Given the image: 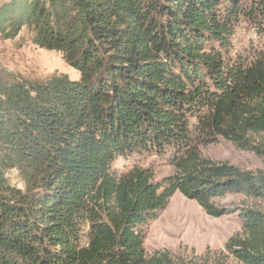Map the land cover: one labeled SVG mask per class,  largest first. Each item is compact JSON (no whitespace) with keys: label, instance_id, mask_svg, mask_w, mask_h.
Listing matches in <instances>:
<instances>
[{"label":"trees","instance_id":"1","mask_svg":"<svg viewBox=\"0 0 264 264\" xmlns=\"http://www.w3.org/2000/svg\"><path fill=\"white\" fill-rule=\"evenodd\" d=\"M244 19L264 38V0L0 7L2 39L25 30L79 74L0 75V264H209L144 249L140 227L175 192L208 217L238 212L241 230L225 250L238 264H264V173L205 158L198 147L220 137L264 158V48H233ZM149 154L167 157L175 173L154 181L147 168L115 171L118 158ZM228 194L255 207L213 202Z\"/></svg>","mask_w":264,"mask_h":264},{"label":"rangeland","instance_id":"2","mask_svg":"<svg viewBox=\"0 0 264 264\" xmlns=\"http://www.w3.org/2000/svg\"><path fill=\"white\" fill-rule=\"evenodd\" d=\"M8 1L0 0V7ZM249 41L258 48H264V38L256 34L244 19L236 29L232 40L233 48L240 49ZM259 42H263V45ZM4 73L41 82L63 74L73 81L79 78L78 72L64 63L60 53L39 49L33 45L25 30L13 39L5 40L0 37V75ZM195 124V119H191V131ZM261 138H264V135ZM215 140L213 143L198 146L203 157L225 161L242 170L264 173V158L248 151H239L220 137ZM114 168L118 175L133 168H147L152 172L154 181H160L175 173L167 157L155 154L118 158ZM8 178L13 185L19 182L14 172H10ZM213 202L219 208L229 211L255 207L252 200L241 194H228L213 199ZM241 225L238 212L218 218L208 217L195 201L175 192L158 219L140 227V230L144 233L143 246L147 254L166 250L175 258L183 260L193 259L199 263L207 260L209 264H238L226 252L225 243L235 233L240 232Z\"/></svg>","mask_w":264,"mask_h":264}]
</instances>
